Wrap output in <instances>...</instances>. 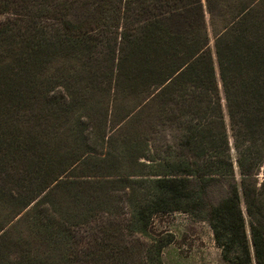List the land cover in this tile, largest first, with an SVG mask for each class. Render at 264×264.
<instances>
[{"label":"trees","instance_id":"obj_1","mask_svg":"<svg viewBox=\"0 0 264 264\" xmlns=\"http://www.w3.org/2000/svg\"><path fill=\"white\" fill-rule=\"evenodd\" d=\"M171 211L264 264V0H0V264H163Z\"/></svg>","mask_w":264,"mask_h":264},{"label":"rangeland","instance_id":"obj_2","mask_svg":"<svg viewBox=\"0 0 264 264\" xmlns=\"http://www.w3.org/2000/svg\"><path fill=\"white\" fill-rule=\"evenodd\" d=\"M209 35L210 45L213 48V37L210 29ZM115 112L116 117H118V108ZM225 119L228 122L226 114ZM108 133H111V131L108 130ZM147 134L150 136V140L153 141V145H159L166 140H171L174 131L167 129L165 135H163L164 133H153L152 129H147ZM110 144L118 148V135L113 136ZM110 144L105 145V147ZM105 151H107V148L101 152L104 153ZM112 174L114 175L111 177H118V172ZM245 220L248 229L246 214ZM151 227L155 233L169 234L172 238V241L162 249L163 264H227L220 256V250L214 243L211 229L206 221L196 220L183 211H171L155 214L152 218ZM138 254L135 250L132 255V258L136 261H139Z\"/></svg>","mask_w":264,"mask_h":264}]
</instances>
